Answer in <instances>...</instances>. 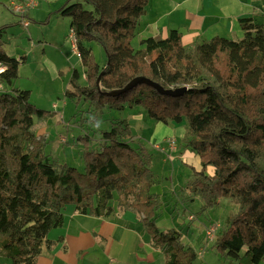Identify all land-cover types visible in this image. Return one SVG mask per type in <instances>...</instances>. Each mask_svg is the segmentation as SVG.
<instances>
[{"label":"trees","instance_id":"16d2710c","mask_svg":"<svg viewBox=\"0 0 264 264\" xmlns=\"http://www.w3.org/2000/svg\"><path fill=\"white\" fill-rule=\"evenodd\" d=\"M148 2L66 0L61 12L71 18L74 47L88 82L80 85L74 69L67 94L77 102L83 98L90 110L139 105L157 121L185 122L182 144L199 157L201 166L182 186L189 195L187 204L200 195L206 210L216 207L221 197H235L238 211L213 248L233 259L232 264H264V27L253 17H243L242 38L215 36L192 46L183 45L181 33L173 29L165 38L142 39L144 46L136 50L132 39ZM7 26L0 25V62L6 66L0 81L10 87L23 61L4 47ZM85 41L104 47L103 67ZM137 77L178 93H163L141 82L109 94ZM44 114L31 103L29 90L1 91L0 264H37L43 246L51 243L49 232L63 225L69 205L80 214L99 217L132 211L164 254L165 264L195 263L201 253L185 244L183 229L162 230L157 224L168 200L154 191L158 180L151 149L142 140L133 143L125 120L102 131L96 148L89 135H80L85 151L79 171L45 152L34 130L35 117Z\"/></svg>","mask_w":264,"mask_h":264},{"label":"rangeland","instance_id":"374dc122","mask_svg":"<svg viewBox=\"0 0 264 264\" xmlns=\"http://www.w3.org/2000/svg\"><path fill=\"white\" fill-rule=\"evenodd\" d=\"M11 1L28 0H2L0 3V25H8L3 32L4 47L23 62L19 64L18 78L13 84L9 87L2 82V87L7 90L12 87L29 90L31 103L45 112L41 119L35 117L34 130L40 135L50 158L82 171L85 144L79 138L80 135H89L92 148H96L100 146L102 131L110 129L116 120H125L134 135L133 143L137 145L142 140L152 148V169L158 180L154 191L160 192L162 198L173 199L172 207L185 220L184 224H179L175 219L176 227L183 228L184 237L196 247L202 239V246L207 240L209 244L215 242L228 220L238 211V202L235 197H221L216 207L203 210V199L195 195V201L189 200L191 204H187L189 195L181 189L192 178L195 166L199 164L198 156L182 144L184 136H187V124L157 121L139 105L126 106L122 110L105 107L98 111L90 110L83 98L77 102V99L67 94L74 69L79 73L80 85L88 82L85 66L74 48L71 18L61 12L66 0H36V5L28 9L29 26L24 25L20 15L9 10ZM132 45L136 50L144 46L138 34L132 39ZM85 46L91 49L96 61L103 67L107 59L104 47L96 41H85ZM172 127L177 131L169 136ZM165 138L173 142L168 147L165 144L161 146ZM156 144L165 153L155 149ZM175 147L176 150H173ZM189 215L191 220L187 218ZM168 216L173 217L167 213L165 217ZM211 226L216 228V232L214 238L209 240L206 238V229ZM210 261L230 264V260L220 250L215 251L211 247L204 255H198L195 264H208Z\"/></svg>","mask_w":264,"mask_h":264},{"label":"crops","instance_id":"0c3cea01","mask_svg":"<svg viewBox=\"0 0 264 264\" xmlns=\"http://www.w3.org/2000/svg\"><path fill=\"white\" fill-rule=\"evenodd\" d=\"M29 15L30 11L27 13ZM243 17H253L264 27V0H149L147 11L137 26L135 35L138 34L141 40L150 36L165 38L171 30L176 29L181 33L185 46H192L215 36L240 39L244 36L240 22ZM7 53L10 54L8 51ZM176 131L172 127L169 136ZM165 140L166 138L161 146L165 144L168 147L169 139ZM154 148L163 152L158 144ZM198 161L196 170L201 167L199 157ZM174 194L175 190L172 195ZM164 200L169 202L159 212L157 224L162 230L178 229L175 219L179 224H184L185 220L172 207L173 199ZM167 213L173 217H165ZM138 219V215L129 210L120 209L114 215L99 217L80 214L72 205L67 206L63 225L49 232L51 243L43 246L37 264H108L111 259L116 264H165L164 254L153 246L151 236ZM184 242L193 246L198 253L204 251L200 255H204L209 247L217 251L213 248L214 242L209 244L208 240L205 247L201 244L204 239L198 247L185 237ZM225 258L230 260V264L234 262L229 257ZM208 264L216 263L210 261Z\"/></svg>","mask_w":264,"mask_h":264},{"label":"built area","instance_id":"2783aa9c","mask_svg":"<svg viewBox=\"0 0 264 264\" xmlns=\"http://www.w3.org/2000/svg\"><path fill=\"white\" fill-rule=\"evenodd\" d=\"M36 5V0H28V1H22V2H10L9 9L14 12L15 14L20 15L22 18V22L25 26L29 24V20L27 17L28 9L32 6ZM71 36L73 37L75 41L74 32L71 31ZM75 48V47H74ZM6 69V66L0 62V74H2ZM0 93L4 89L2 87V82L0 81ZM173 143L171 139H169V144ZM216 232V228L214 226H211L206 229V238L211 240L214 238ZM204 251H201V254H203ZM108 264H116V261L114 259H111Z\"/></svg>","mask_w":264,"mask_h":264},{"label":"water","instance_id":"95a60500","mask_svg":"<svg viewBox=\"0 0 264 264\" xmlns=\"http://www.w3.org/2000/svg\"><path fill=\"white\" fill-rule=\"evenodd\" d=\"M141 82H145V83H148L150 85H153L154 87H156L157 89H159L163 93L172 94V95H175L178 93V91H176V90H171V89L166 90L161 85H159L158 83H156L153 80L148 79L146 77H137L132 82H130L125 88H123L122 90H113L109 94L116 95V94L132 87L133 85H136V84L141 83ZM98 84H99V80H98Z\"/></svg>","mask_w":264,"mask_h":264}]
</instances>
